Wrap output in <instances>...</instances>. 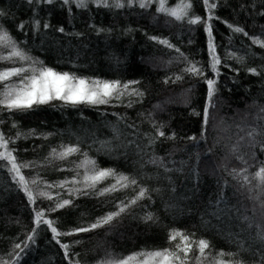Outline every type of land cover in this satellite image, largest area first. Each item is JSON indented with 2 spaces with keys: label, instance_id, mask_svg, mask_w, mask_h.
<instances>
[{
  "label": "trees",
  "instance_id": "16d2710c",
  "mask_svg": "<svg viewBox=\"0 0 264 264\" xmlns=\"http://www.w3.org/2000/svg\"><path fill=\"white\" fill-rule=\"evenodd\" d=\"M115 2L107 0L112 6L103 7L88 0V6L80 8L72 0L68 5L63 0H0V25L28 56L42 62L37 67L88 80L139 81L133 87L143 93L100 105L53 100L25 111L0 105V132L9 140V150H15L17 162L32 165L21 173L38 197L35 203L29 201L8 161H0V258L8 264H100L142 251L175 250L180 239L171 241L169 236L179 231L192 243L189 264H196V242L201 239L209 242L213 256L220 251L239 253L231 259L264 264V195L252 178L264 163V135L255 140L248 135L254 129L264 132V47L253 43L264 41V0H210L216 4L211 24L221 59L219 76L210 69L203 24L159 12L157 0L148 8L128 6V0L117 8ZM179 2L166 0V6ZM187 2L195 15L206 18L203 0ZM235 27L244 32H234ZM189 62L202 67L204 77L184 72ZM30 63L0 61V71ZM252 68L259 74L249 71ZM205 77L216 79L218 89L207 126ZM12 82L18 83V78ZM68 147L80 151L64 160L53 157V149L60 153ZM85 153L99 168L114 169L137 184L103 196L96 191L114 179L97 185V190L84 189L85 169L77 165ZM245 168L250 183L233 174V169ZM33 179L41 181L39 190L49 192L52 200L39 197ZM64 181L69 183L63 188L47 187ZM141 188L148 193L131 205ZM73 189L88 194L70 195ZM64 199L74 206L49 210ZM122 204L129 205L125 212L86 233L53 239L46 225H35V212L42 210L44 219L69 232L117 212ZM149 213L151 221L145 220ZM34 230V239L28 240ZM62 244L69 245L67 255Z\"/></svg>",
  "mask_w": 264,
  "mask_h": 264
},
{
  "label": "snow or ice",
  "instance_id": "6c2138e0",
  "mask_svg": "<svg viewBox=\"0 0 264 264\" xmlns=\"http://www.w3.org/2000/svg\"><path fill=\"white\" fill-rule=\"evenodd\" d=\"M29 3H32L33 0H28ZM41 0H36V3H40ZM48 4H52L54 0H43ZM75 2L77 7L86 8L88 6V0H72ZM92 2L97 3L98 6L110 7L107 3V0H92ZM159 4L158 11L161 13H165L169 16L174 17L178 21H183L187 18V22L192 25L203 24L205 26V30L207 31L209 42V53L211 56L210 61V69L212 72L216 73L219 76V68L218 65L221 63L220 57L216 53V48L212 40V24L211 21L214 19L212 15V9L216 7L214 2H210V0H203L205 7L208 9V15L206 18L195 15L194 12L191 11L192 5L187 2V0H180V2L175 7L166 6V0H157ZM65 5L70 3V0H63ZM138 3L140 8H148L151 6V0H128V6H132L133 4ZM115 7L123 8L125 7V3L123 0H116ZM4 15L3 12H0V16ZM37 28L39 27V21H36ZM21 28L24 27L23 24L20 25ZM44 27H48L47 24ZM232 28V25H229ZM59 31L63 32L64 29L60 28ZM234 32H244V29L240 27L233 28ZM247 35V33H245ZM152 39H157L156 37H152ZM159 43L168 45L167 40H159ZM253 43L259 44L261 47H264V41L259 39H254ZM177 51H179L177 49ZM238 60L243 62L242 57H236ZM187 59L186 57L184 58ZM0 61H13V62H24L31 61L28 67H11L0 71V85L3 86V90L0 91V105H2L7 110H15V111H25L32 109L34 106L41 104H48L53 100H62L71 105H100V104H108L113 98L116 100H121L125 95L129 96H143V93L140 92L137 88L133 87L138 84L139 81H129L122 83L121 81H103V80H88L86 78H80L75 75H71L67 72H57L50 67H37V64H42V62L34 60L32 57L28 56L18 45L17 41L10 35V33L0 25ZM189 67L184 69V72L192 75V76H201L204 77V69L202 67H197L195 63L189 62ZM253 74H259L255 68L249 69ZM13 77L18 78V83L9 81L12 80ZM176 79H182V77H177ZM207 84V100L208 105L204 111V125L207 126L209 123V108H215L216 102L214 101V96L216 95L217 89V80L214 78L205 77ZM132 101H129V105L131 106ZM264 111V109H262ZM15 126V125H14ZM20 133L17 134L19 138ZM250 137L255 140L256 135H264V132H257L255 129L248 133ZM159 136H165L163 131H159ZM193 139H195L193 137ZM9 140L5 138L4 134L0 132V149L4 151H0V161H8L10 164L9 171L15 173L14 179L18 178L17 182L23 187V190L27 194L29 201L35 203L37 200V195L34 194L33 190L29 187V181L25 178V176L21 173L22 168L32 167L29 163H18L17 158L13 155V150H9L8 148ZM79 148L68 147L65 148L64 151L57 153L55 149L52 150V155L54 158H58L60 160L66 159L68 156L73 153L79 152ZM236 149H233L235 152ZM85 155V160L82 161L78 168H84L85 174L83 178L84 189H93L97 190V185L103 183L106 180L114 179L115 183L108 184L103 188H100L96 191L97 195L103 196L111 192L119 191L121 189L129 188L130 186H134L137 184L135 179L129 178L126 175L118 174L114 169H102L96 165V162L91 159H87V154ZM245 164L247 161H244L243 157H238ZM152 163H156L155 160L151 161ZM163 160L161 158V164ZM91 165L89 168L88 166ZM248 171L247 168L243 169L240 172H237L233 169V174L236 176H242L244 181L250 183L249 177L245 175ZM79 175V173H77ZM253 179L257 180L258 183L256 187L259 189L260 193L264 195V163L258 168V170L253 173ZM41 181L37 179H33L31 184L37 186L38 195L42 198H47L52 200L53 197L47 191L39 190L38 186ZM68 181L61 182L55 185H47V187H65L68 184ZM71 183H77V181H71ZM119 186V187H118ZM75 191L77 193H81L83 195H87L88 192L82 189H73L71 192ZM148 193L147 188H141L138 192V195L130 201L131 205H135L138 201L145 198ZM259 199V196L256 197ZM73 201L71 199H64L62 202H57L54 207H50V211H55L57 209H64L66 207H73ZM129 205L122 204L119 206V210L117 212H112L107 214L104 217L98 219L95 223H92L88 227H78L69 232H61L55 226V221L50 219H44L45 213L42 210H37L35 212V225L37 228L41 226V224L46 225L51 232L53 233V239H56L59 236H68L76 233H86L97 228H100L104 225L110 224L114 218L119 216L121 213L127 210ZM154 217L152 214H148L145 217V220L151 221ZM34 234L28 237V240L34 239ZM179 237L180 242L175 244V250L171 249H163V250H154L151 252H138L132 255H129L126 258H109L102 260L100 264H189V256L188 254L192 251V243L190 241V237L185 235L179 231H173L169 239L171 241H176ZM260 239L264 241V235L260 236ZM57 243H60L57 240ZM79 243V241H77ZM26 246V245H25ZM16 248H20L19 244L15 245ZM62 248L65 249V255L68 254L69 245L62 244ZM196 247L198 250V255L196 256V264H205V261L208 264H244L243 260H234L231 257H235L239 255V253L232 252H217L214 256L211 255L210 244L207 240H199L196 242ZM242 247V246H241ZM206 250H209L206 253ZM23 251V249H21ZM183 253V256L181 255ZM0 264H8L7 261H4L0 258ZM71 264V262H70ZM79 264V262H77Z\"/></svg>",
  "mask_w": 264,
  "mask_h": 264
}]
</instances>
